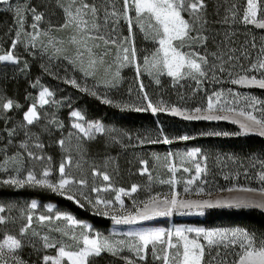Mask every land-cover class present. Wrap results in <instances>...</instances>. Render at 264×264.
Segmentation results:
<instances>
[{
  "label": "snow or ice",
  "instance_id": "obj_1",
  "mask_svg": "<svg viewBox=\"0 0 264 264\" xmlns=\"http://www.w3.org/2000/svg\"><path fill=\"white\" fill-rule=\"evenodd\" d=\"M41 3L43 11L38 10L40 5H33L32 0H21L15 6L9 5L8 10H14L16 28L10 50L0 55V61L17 65L22 74L29 64L16 55L15 50L21 44L24 45V51L33 56L48 55L50 62H67L75 71L82 73L85 79L91 78L95 85L105 89L118 88L122 69L131 67L137 80L147 74L153 77L157 85L161 83L160 77L167 76L171 78L174 87L180 85L181 81L190 80L195 83L194 90L200 91L206 82L220 84L227 77L231 85L264 90V36L259 44L256 37L252 36L239 47L235 46L233 39L238 24L247 30H250L248 26L264 30V0H243L242 4L239 0H216L215 15L220 18L214 23L219 24L223 32L217 31L215 35L210 34L208 0H41ZM0 4H9V0H0ZM57 12L62 16V21L54 23L52 17ZM46 15L49 17L47 27H41ZM29 17L31 23L26 26ZM125 29L127 35L123 34ZM56 33H64L65 36L60 37ZM138 35L152 45L142 58L138 56L136 47ZM221 35L223 38L217 40V36ZM210 42L215 46L214 51H208ZM21 63L23 67H19ZM41 67L46 74L63 79L64 83L80 92L121 110L150 112L153 116L164 113L189 121L229 120L231 114L235 117L232 122L239 124L242 133H256L264 137V101L255 96L234 93L231 88L227 90L231 100L224 98L223 91H215L207 96L204 106L187 108L162 100L153 102L140 81L142 103L121 105L114 103L107 92L101 97L97 90L88 88L86 84L81 85L77 78L59 77L51 70V65ZM38 86L40 90L36 96L31 93L25 96V100L31 102L23 111L22 121L14 127L0 130L4 133L0 135V153L4 155L0 171L8 172V165L11 164L16 173L0 180V183L17 188L28 186L46 189L81 208L90 207L97 215L108 216L115 225H132L155 217L171 216L173 213L185 214V211L193 209L199 214H203L206 208L217 207L264 210V171L259 173L258 187L233 185L219 189L220 192L237 195L216 199L182 197L175 188L179 183L176 179L178 171L182 169L184 173H191L194 167L195 174L185 181V194H191L187 185L194 184L207 173L206 163L202 165L201 160L197 159L201 155L199 149L167 153L163 157L164 167L171 178L160 180L159 183L171 186V191L163 195H151L147 200L133 199L132 208H125L122 197H132L138 191V185L133 184L130 189L115 188L111 184L110 175L95 166L91 167L89 173L93 178L90 184L88 175L82 171L84 163H87L84 160V142L95 139L96 134L114 130L106 129L99 121L87 120L81 111L72 110L70 127L74 131L64 135V123L54 114L48 118L46 113L40 111L45 106H59L61 102L55 100V93L40 85L38 80L30 84L32 88ZM240 100L245 101L242 108L236 106ZM22 108L24 105L19 101L0 94V121L7 124L11 121L9 113ZM256 112H259V116L254 114ZM45 120L46 123L43 122ZM37 127L39 132H34L33 128ZM54 131L61 133L54 143L66 154L56 169L58 178H53V169L48 166L43 167L39 174L32 169L26 170L24 165L29 160L51 162V156L37 154L32 149L43 150L45 145L40 139L41 134H52ZM207 135L219 136L221 133ZM21 136L23 138L18 143L20 150L8 155V148L16 146L17 138ZM179 139L186 141L190 137L185 135ZM139 142L171 144L173 140L161 131L156 139L146 138ZM73 152L79 156L75 164ZM153 156L156 161L161 160L155 153ZM176 159H179V165L175 163ZM202 160L206 162L207 156ZM140 163L143 165L140 174H148L149 180H152L148 161L141 160ZM185 163H191L193 167H187ZM73 166L78 174L72 171ZM97 177L108 183L97 185ZM85 189L88 191L85 192ZM109 191L114 193V199L100 195ZM89 193L96 195L92 197ZM195 194L212 196L211 192L205 193L203 187H197ZM114 204L119 205L120 211L110 214L108 210ZM37 208V203L32 201L27 209L21 210L23 222L17 235L3 233L0 239V264H30L19 254L27 245H31L38 253L37 264H95V258L101 257L103 253L118 258L123 264H141L147 260L149 253L159 264H264V236L258 237L242 228L130 231L124 234L125 239H113L112 236L98 232L93 234L89 225L81 223L70 214L37 215ZM5 212V207L0 205V226L15 222ZM47 212L52 213L51 205L47 206ZM34 223L46 228V232L42 234L37 231ZM51 233H58L60 238L53 237ZM192 233L194 237H190ZM49 250L55 254H48ZM125 252L130 255H125ZM228 256L233 258L229 260Z\"/></svg>",
  "mask_w": 264,
  "mask_h": 264
},
{
  "label": "rangeland",
  "instance_id": "obj_2",
  "mask_svg": "<svg viewBox=\"0 0 264 264\" xmlns=\"http://www.w3.org/2000/svg\"><path fill=\"white\" fill-rule=\"evenodd\" d=\"M21 0H9V4H0V55L10 50L11 39L14 38L15 32V19L14 10H8L9 5L15 6L19 4ZM33 5H40L38 10L43 11L41 0H32ZM223 15V12H221ZM220 17L215 15L213 11L208 8L209 29L212 35H215L217 31L223 32V28L214 23ZM49 17L46 15L45 21L42 22L41 27H47ZM54 23L62 21V16L57 12L55 17H52ZM31 23V18L27 20V24ZM247 30L243 25H236L237 33L233 37L237 47H239L246 39L250 40L252 36L256 37V41L259 44L261 36L259 34L260 29H256L253 26H248ZM31 31V29H28ZM123 34L127 35L126 29L123 30ZM57 36L64 37V33H56ZM221 36H217V40L222 39ZM46 42V41H45ZM40 45H37L39 48ZM136 47L138 49V56L141 58L147 54L146 50H150L152 45L145 42L138 35L136 38ZM215 46L210 42L208 51H214ZM16 55L20 56L22 61L27 60L29 67L25 70V73H21L18 70V66L7 61H0V94H3L7 98H12L19 101L24 105V108L10 112L11 121L5 124L4 121H0V130L4 127H14L22 121L23 111L26 110L28 103L25 96L31 93L32 96H36L40 90L39 86L36 88L30 87V84L39 81V84L48 87L55 93L54 99L60 101V105H49L41 109L42 114H47L48 118L54 114L56 118L62 121L65 125L63 134L67 135V132L74 131L70 125L72 118L70 112L72 110L81 111L82 114L90 121H99L104 124L106 129L114 131L106 132L105 134H96V138L93 140H87L83 146L86 149L84 163L82 169L85 175H88L90 184L93 178L89 175L91 167L95 166L101 171H106L111 177V184L115 188L123 187L130 189L133 184L139 186L136 193L132 194V197L124 196L122 199L125 203V208L131 209L133 206V199L147 200L149 196L157 193L163 195L171 191V186L167 184L159 183L160 180H167L171 178V174L164 167L163 157L167 153H184L193 149L200 150V156L197 157L201 160L202 165L206 163L207 173L203 174L200 180L196 181L192 185H187L191 194H185L183 192L186 186L185 181L194 175V167L191 163H185L187 167H193L191 173H184L178 171L176 173V179L179 183L175 188L181 193V196L187 199H216L221 197H228L229 195H237L236 193L229 194L227 192H220L219 189L231 187L233 185H257L259 186V173L264 171V158H262L261 152L256 155L248 154L241 151V140L245 137L258 136L262 139L264 137L259 136L256 133H242L239 124L233 123L232 119L235 118L230 115L229 120H184L180 117H172L167 114L161 113L157 116H153L150 112H135L129 110H121V108L114 107L112 105L103 104L101 100L85 93L80 92L78 89L73 88L71 85L64 83L63 79H56L51 75L44 72L41 65H51V70L56 72L59 77H72L77 78L81 85H85L88 88L97 90L98 94L103 97L107 92L108 97L121 105L127 104H141L142 93L139 90L140 81L144 84V91H146L153 102L164 101L168 104H175L181 107L192 108L194 106H204L206 104V98L215 91H223L225 93V99L231 100L232 97L227 95V90L231 88L234 93L241 95L255 96L259 100L264 101V90L259 88L241 87L239 85H231L227 81V77L220 84L213 82H206L200 91H196L195 83L193 81H181L180 85L173 86L171 78L167 76L160 77L161 83L157 85L154 82L153 77L144 74L140 77V80L136 79V74L133 68L125 67L121 71V81L118 88L105 89L102 86L95 85V82L91 78L85 79L82 73L75 71L67 62L52 60L49 61L48 55H36L33 56L24 51V45H18L15 50ZM111 59V57H109ZM19 67H23V63ZM131 89V92L129 91ZM183 97V99L181 98ZM237 107H244L245 101L240 100ZM259 107V105H258ZM250 110V109H249ZM259 116V112L254 113ZM44 123L47 120L43 121ZM39 128H33L34 132H39ZM161 131L164 135H167L173 140L171 144H151L140 143L143 139H156ZM221 133V135H207V133ZM227 133L228 135H223ZM240 133V134H237ZM0 135H4L0 131ZM61 133L54 131L52 134H41L40 139L44 143L45 147L41 149H32L37 154L45 156H51V162L47 160L32 161L29 160L25 163L26 170H35L38 174L43 167L48 166L53 169V178H58V166L66 155L63 150L54 143L55 139L60 137ZM189 136V140H180L181 136ZM23 137L17 138L16 146H10L8 148V155L13 154L15 151H19L18 143ZM75 145V140H73ZM231 150V154L234 156H225L227 152ZM226 152V153H225ZM161 157L160 161L154 159L153 154ZM230 154V152H229ZM74 164L79 159V156L73 152ZM207 156V161L204 162L202 158ZM249 156V157H248ZM4 159L3 153H0V162ZM141 160L148 161V168L150 170L152 180H149L148 174L141 175L140 169ZM177 165L180 164L179 159L175 160ZM9 171H0V180L9 178L12 175H16L13 171L12 165H8ZM72 171L77 173V169L73 166ZM24 173H21L23 175ZM78 174V173H77ZM228 179H225V177ZM245 181L246 183H243ZM97 185H104L108 182L102 181L101 178H95ZM197 187H203L205 193L211 192L212 196L209 197L206 194L197 196L195 189ZM88 190L85 189V192ZM92 197H95V193H89ZM104 198L114 199V193L109 191L107 193L100 194ZM35 201L38 208L35 210L36 214H48L53 215L55 213L70 214L81 223L90 226L92 233H101L105 236H112L113 239H125V233L130 231H147V230H163L174 231L176 228H204L206 230H213L217 228L232 229L240 228L234 224L232 216H222L216 213V210L231 209L229 207H217L206 208L203 210V214H199L195 209L190 212L185 211V214L173 213L171 216L155 217L151 220L140 221L132 225H115L108 216L97 215L93 209L86 206L84 208L79 207L72 201L67 200L56 193L50 192L46 189L32 188L25 186L23 188H17L15 186L4 185L0 183V205L6 209L5 215L14 219V223L10 222L5 226H0V239L3 237V233L17 235L21 220V210L27 209V206ZM52 206V213L47 212V206ZM234 208V207H233ZM237 209V208H234ZM110 214H116L120 211L119 205L114 204L112 209L108 210ZM264 211V210H263ZM63 226V222H61ZM34 227L42 234L46 232V228H42L39 224L34 223ZM79 231V229H77ZM53 237L60 238L58 233H51ZM190 237H194L195 234H189ZM67 239V238H64ZM39 246V241H36ZM21 257L30 262V264H37L38 253L32 248L31 245L25 246L19 253ZM48 254H55L53 250H49ZM125 255L130 253L125 252ZM215 254V253H213ZM223 255V252H222ZM229 260L233 257L228 256ZM208 259V258H207ZM95 264H123L118 258L111 256L108 253H103L101 257L95 258ZM141 264H159L152 258L149 253L148 258Z\"/></svg>",
  "mask_w": 264,
  "mask_h": 264
},
{
  "label": "trees",
  "instance_id": "obj_3",
  "mask_svg": "<svg viewBox=\"0 0 264 264\" xmlns=\"http://www.w3.org/2000/svg\"><path fill=\"white\" fill-rule=\"evenodd\" d=\"M209 2V9L215 13V2L216 0H208ZM239 2L242 4L243 0H239ZM221 12L223 10L221 9ZM260 36H264V30H259ZM241 142V151L246 155H256L258 152H261V157L264 158V139L258 137V136H250L240 139ZM230 152V154H229ZM229 152H225V156H234L231 154V150ZM249 157V156H248ZM264 162V160H263ZM243 183H246L243 181ZM251 186H257V185H251ZM216 213L225 216H232L229 218H233V222L236 226L247 230L250 233L256 234L259 236H264V211L260 209H245V208H239V209H220L216 210ZM208 257L206 256V259Z\"/></svg>",
  "mask_w": 264,
  "mask_h": 264
}]
</instances>
